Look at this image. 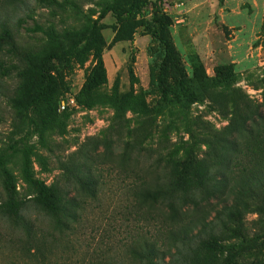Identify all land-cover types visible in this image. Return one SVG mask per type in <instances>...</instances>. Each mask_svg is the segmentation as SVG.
<instances>
[{"label": "rangeland", "instance_id": "rangeland-1", "mask_svg": "<svg viewBox=\"0 0 264 264\" xmlns=\"http://www.w3.org/2000/svg\"><path fill=\"white\" fill-rule=\"evenodd\" d=\"M24 1L15 6L9 0L4 11L15 35L0 52V63L12 69L9 76H0V154L16 143L21 145L28 131L24 114L9 103L10 98L26 99L34 87L33 80L20 76L24 57L38 60L67 47L89 29L108 2L127 6L139 0ZM219 2L164 0L160 4L162 14L170 18L166 36L176 51L162 80L165 49L153 36L162 14L157 16L149 6L138 20L133 40L116 44H112L119 29L116 19L109 14L102 21L108 84L98 91L133 92L136 98L125 111L105 102L85 109L72 99L95 64L92 52L55 64L61 110L67 106L71 118L65 135L56 130L47 133V146L42 147L36 136L30 140L43 158L34 162L35 177L47 185L61 182V163L87 145L93 154L89 165L103 175L95 197L72 194L81 203L82 214L71 235L73 264H140L136 250L146 242L162 250L167 259L178 257L176 245L182 239L205 236L204 224L223 207L213 200L174 218L164 206L140 200L135 187L141 178L154 182L149 165H160L168 158L183 160L191 153L202 158L215 134L264 102V0ZM19 18L27 21V27H44L53 38L19 30ZM92 143H97L96 150ZM8 167L18 197H32L34 189L23 178L19 155ZM6 200L0 175V205ZM30 218L43 232L49 229L34 206ZM242 229L245 240L256 241L260 248L240 262L264 261V216L249 213ZM34 247L0 209V264H38L30 252Z\"/></svg>", "mask_w": 264, "mask_h": 264}, {"label": "trees", "instance_id": "trees-1", "mask_svg": "<svg viewBox=\"0 0 264 264\" xmlns=\"http://www.w3.org/2000/svg\"><path fill=\"white\" fill-rule=\"evenodd\" d=\"M8 1L0 0V52L6 50V45L12 43L15 35L9 24L10 18L4 12ZM36 1L41 4L48 0ZM163 1L139 0L127 6L108 2L89 29L67 47L38 60L30 56L24 57L25 68L20 76L24 81L33 80L34 87L26 99L10 98L9 103L24 114L28 131L21 145L16 143L10 147L11 151L0 154V175L7 192V200L0 205V209L24 233L28 241L35 245L30 252L38 264H73L74 259L70 254L73 247L71 235L82 214L81 203L72 194L84 192L95 197L103 179L102 171L89 165L93 161V154L88 145L61 163V182L47 185L35 177L34 162H42L43 158L30 140L36 136L42 147L47 146V133L56 130L65 135L71 118L67 106L61 110L55 64L82 52H92L95 64L72 99L85 109H92L105 102L119 111L127 110L136 98L133 92L121 94L117 89L113 92L98 91L108 84L103 57L106 42L102 35V21L112 14L119 25L112 44L132 41L138 20L144 16L147 8L152 6L159 16L162 14L160 4ZM11 2L15 6L25 3L24 0ZM223 2L224 0H220L219 4L222 5ZM169 21L168 16L160 15L156 19L157 28L153 31V36L165 49L160 80L173 64L176 53L166 36ZM26 24L24 18L17 21L19 30L40 32L53 38L44 27L38 24L27 27ZM11 72L12 69L0 63V76H9ZM163 93L166 94L165 90ZM91 146H94L93 150L97 149V143H92ZM17 155L21 159L23 178L34 189L33 196L29 199L18 197L17 182L8 167ZM161 163L149 165L150 171L155 174L153 183L141 178L140 184L135 186L140 200L164 206L174 218L191 206L199 207L213 200L221 201L223 207L214 218L204 224L202 231L205 236L182 239L176 245L178 257L173 255L167 259L162 250L146 242L136 250L140 264H244L240 259L258 250L260 245L256 241L245 240L242 221L252 212L264 216V102L236 117L215 134L202 158L191 153L183 160L168 158ZM31 206L43 216L49 226L48 230L43 232L31 220ZM238 241H243V244H237ZM59 244L64 247L60 251ZM247 264H264V261Z\"/></svg>", "mask_w": 264, "mask_h": 264}]
</instances>
